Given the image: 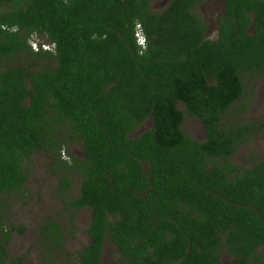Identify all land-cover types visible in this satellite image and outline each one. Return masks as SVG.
Instances as JSON below:
<instances>
[{"label":"trees","instance_id":"16d2710c","mask_svg":"<svg viewBox=\"0 0 264 264\" xmlns=\"http://www.w3.org/2000/svg\"><path fill=\"white\" fill-rule=\"evenodd\" d=\"M150 1L0 0V197L26 191L22 162L42 150L59 193L68 172L79 177L58 219L38 227L46 264H73L63 228L83 206L78 264H99L105 240L120 264H264V157L229 159L256 125L222 120L242 78L264 73V0H222L215 39L189 10L200 0ZM31 35L53 51L32 50ZM185 114L203 139L182 130ZM71 142L82 156L61 159ZM8 238L0 224V264H20Z\"/></svg>","mask_w":264,"mask_h":264},{"label":"rangeland","instance_id":"374dc122","mask_svg":"<svg viewBox=\"0 0 264 264\" xmlns=\"http://www.w3.org/2000/svg\"><path fill=\"white\" fill-rule=\"evenodd\" d=\"M214 0L204 4L206 20L213 17L219 6L213 5ZM163 2V3H162ZM152 8H160L165 1L154 0ZM152 4V5H153ZM160 5V6H159ZM212 11L209 16L207 10ZM213 28V27H212ZM40 39V37L35 36ZM243 91L241 97L233 102L225 111L223 121L229 125L249 122H260L264 124V73L254 77L242 78ZM182 108V105L178 103ZM146 120L140 127H147ZM182 130L189 136L201 140L204 138V131L201 121L198 118L184 115L181 124ZM68 154L81 157L82 147L78 142H71L62 148L59 157L69 160ZM264 157V139L259 131L244 135L240 142L235 145L229 159L233 163L250 165L253 159ZM22 168L27 174L24 189L20 197L13 195L1 196L0 202V224L9 229L7 240V252L10 256L20 255V264H46L43 260L44 252L39 243L38 227L47 220H57V213L62 207V201L67 197L75 196L78 191L79 177L75 172L67 173L69 188L63 193L58 192L57 176L59 172L54 163V157L42 150H35L22 162ZM89 221V208L80 207L74 213L72 228H63V247L68 253L73 264L76 261L75 250L82 244L88 242L89 236L84 229ZM70 226V225H69ZM22 227V231L17 228ZM264 255V244L258 248ZM54 255L52 262L62 259V253ZM120 264L115 246L105 240L100 254L99 264Z\"/></svg>","mask_w":264,"mask_h":264},{"label":"flooded vegetation","instance_id":"af4514ba","mask_svg":"<svg viewBox=\"0 0 264 264\" xmlns=\"http://www.w3.org/2000/svg\"><path fill=\"white\" fill-rule=\"evenodd\" d=\"M162 1H165V4H166L168 0H162ZM207 1H209V0H200L195 5L190 7L189 10L192 11L196 15V17L198 18V24H205L206 25L204 37L210 38V39H215L217 37V33H218V24H220L217 21V16L219 14H221L222 11H223V1L222 0H214L213 1V5L214 6H216V5L219 6L220 5V10L217 11V13L213 15V17H209V18H207L208 20H206L204 4ZM153 3H154V0H151L149 6H150V9L155 10V11L160 10L165 5V4H163V6H161L160 8H152L154 6ZM207 11L209 12V16H211L212 15V11L209 10V9ZM249 15H250V17H252L253 13L249 12ZM246 24H248V25L245 26V32L251 33L252 32V24H254L253 20H249ZM250 125H253V124L251 123ZM255 125H256L255 126L256 130L250 131L251 133H255V131H259L258 126H260L261 123L260 122H255ZM244 135H246V134H243V136ZM263 139H264V136H263Z\"/></svg>","mask_w":264,"mask_h":264},{"label":"built area","instance_id":"2783aa9c","mask_svg":"<svg viewBox=\"0 0 264 264\" xmlns=\"http://www.w3.org/2000/svg\"><path fill=\"white\" fill-rule=\"evenodd\" d=\"M136 42L140 44L141 46L144 45V38L142 37L140 31L137 29L136 26ZM28 43L30 45V48L34 51L36 50H49L53 51L54 49V43L51 41L43 40V39H38L35 37V35H31L28 39Z\"/></svg>","mask_w":264,"mask_h":264}]
</instances>
